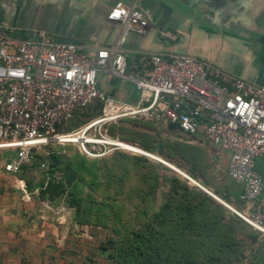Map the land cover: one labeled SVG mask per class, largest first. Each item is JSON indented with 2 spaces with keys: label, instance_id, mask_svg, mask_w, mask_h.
Returning <instances> with one entry per match:
<instances>
[{
  "label": "built area",
  "instance_id": "built-area-1",
  "mask_svg": "<svg viewBox=\"0 0 264 264\" xmlns=\"http://www.w3.org/2000/svg\"><path fill=\"white\" fill-rule=\"evenodd\" d=\"M108 18L122 27L120 43L149 25L144 11L118 1ZM147 77L126 73L127 56L119 49L95 55L41 31L37 39H19L0 30V151L3 169L18 174L34 160V148L76 136L86 153L102 156L108 147L123 149L108 127L124 119L176 124L190 136L202 127L206 137L230 154L229 177L242 184L240 199L259 202L232 209L264 236V181L256 161L264 156V86L232 75L187 54L151 55ZM102 70L132 81L141 94L135 103L116 99L98 86ZM101 102V113L70 133L61 129L77 110ZM74 143V142H72ZM90 145L103 146L92 154Z\"/></svg>",
  "mask_w": 264,
  "mask_h": 264
},
{
  "label": "rangeland",
  "instance_id": "rangeland-1",
  "mask_svg": "<svg viewBox=\"0 0 264 264\" xmlns=\"http://www.w3.org/2000/svg\"><path fill=\"white\" fill-rule=\"evenodd\" d=\"M99 114L100 108H90L83 112L87 115L83 119L88 122ZM85 123L77 122L75 129ZM147 127L152 142L174 140V133L164 125ZM75 129L71 122L61 132ZM88 150L100 154L106 149L90 145ZM107 150L105 155L94 156L80 143L52 141L38 149L32 164L18 174L4 171L7 151H0V195L6 192L2 183L26 191L9 186L26 226L16 235L18 248L3 251L0 264H116L109 251H101L112 239L116 247L122 242L138 245L158 264H264V236L224 204L223 209L211 206L213 225L200 224L201 213L194 225L190 211L180 209L185 202L182 187L176 195L171 189L172 175L163 170L172 165L126 147ZM151 154L164 159L158 152ZM155 173L158 180L151 185ZM50 181L62 189L48 186ZM72 199L82 206L91 204L83 217ZM167 204L168 217L162 211Z\"/></svg>",
  "mask_w": 264,
  "mask_h": 264
},
{
  "label": "crops",
  "instance_id": "crops-1",
  "mask_svg": "<svg viewBox=\"0 0 264 264\" xmlns=\"http://www.w3.org/2000/svg\"><path fill=\"white\" fill-rule=\"evenodd\" d=\"M118 1L136 3L149 22L144 32L131 31L124 43H120L121 24L108 18ZM0 30L19 39H37L46 31L53 39L74 44L89 55L100 49H119L127 57L192 55L264 86V0H0ZM98 86L126 102L135 103L141 97L132 81L106 70L99 72ZM172 133L174 140L193 151L181 171L199 185L179 173L205 192L204 188L218 198L216 193L237 201L244 187L228 175L230 154L212 143L202 127L193 136L178 130ZM256 171L264 181V156L257 158ZM9 186L14 185H1L6 192L0 195V256L18 248L16 235L26 226ZM257 203H243V210Z\"/></svg>",
  "mask_w": 264,
  "mask_h": 264
},
{
  "label": "trees",
  "instance_id": "trees-1",
  "mask_svg": "<svg viewBox=\"0 0 264 264\" xmlns=\"http://www.w3.org/2000/svg\"><path fill=\"white\" fill-rule=\"evenodd\" d=\"M152 69H153V64H152L151 55L138 54L127 57L126 73L129 76L147 77ZM90 108L93 109L100 108V113H101L103 104L101 102H96L94 105L77 110L75 116L66 125L72 122V129H75V127L78 125L77 122L85 123L86 121L83 119V117L87 115H83V112ZM79 115L80 117L78 118ZM155 125H164L168 132H173L174 130L181 131L178 125L176 124L156 123L141 119H124L121 120L119 124L112 123L108 131L114 137H118L121 141L140 146L146 151L151 153L158 152L164 159H166V161L175 164L176 167H178L181 170H184L185 165L191 161V156H192L191 154L193 153V151H191V149H189L188 146L182 144L181 142L169 138L161 140L159 143L152 142L151 139L149 138L150 134H148L149 132H147L149 131L147 130L149 128L147 126H155ZM38 149L40 148L33 149L34 155ZM174 152H177V156L173 155ZM139 160H143V158L139 157ZM3 165H4V160L2 163V167ZM163 170L172 175L173 179L171 183V189L176 195L179 193V190L182 187L181 190L184 191L182 194V198L185 199V202L183 206L180 205V209H185L188 212L190 211L191 213L190 218L193 219L194 225L198 224L196 218L199 217V213H201V218L199 221L200 224L204 223L205 225H213V223H211L212 221L210 215V213L212 212L211 206L215 205L216 208L223 209L224 207H222L221 205L222 203L217 201L214 197H212L211 195H209L207 192L203 191L199 187L195 185H191L190 181L184 176L182 177V175L175 169L171 167L168 168L164 167ZM53 172L54 170L51 169L50 173L53 174ZM158 176H159L158 173H155L154 176H152L153 180L152 179L149 180L151 182V185H154V183L158 180ZM192 177L195 178L194 176ZM57 183L58 182L50 181L48 186L54 185L56 189L61 190L62 189L61 185ZM50 190L51 189L48 188L47 192L50 193L51 192ZM188 192L189 195L187 194ZM216 195H218L221 199L227 201V203H231L239 208H244L243 203H246L244 200L240 198L237 201H232L227 196H223V195L221 196L218 193H216ZM196 199L197 202H195ZM71 203L76 205L77 212L83 214L82 217L84 216L86 210L89 207H91V204L82 206L80 201L77 199H72ZM169 210H170V205L168 204L162 208L163 212L164 211L168 212L167 217L170 216ZM191 211H194V213H192ZM255 231L259 235H261L260 232H258L257 230ZM256 240L257 239L255 238V241ZM108 242L109 243H107V245L101 246V251L103 252L109 251V257L114 259L116 264H158L157 262L152 261L149 258V255L145 254L144 251L140 249L138 245H134V244L123 245L122 242L120 243L119 246L116 247L115 240L112 239L109 240ZM146 257H148V259H146Z\"/></svg>",
  "mask_w": 264,
  "mask_h": 264
},
{
  "label": "bare ground",
  "instance_id": "bare-ground-1",
  "mask_svg": "<svg viewBox=\"0 0 264 264\" xmlns=\"http://www.w3.org/2000/svg\"><path fill=\"white\" fill-rule=\"evenodd\" d=\"M64 141H67V142H77V143H80L81 142V139H79V138H77L76 136H70V138H67V140H64ZM120 142V144H121V146L123 147V148H129V149H132V150H135V151H140L141 153H143V154H145V155H148V156H151V157H155L156 159H158V160H160V161H162L164 164L165 163H169L170 165H172L171 166V168H173V169H175L176 171H179V172H181V173H184L183 171H181L178 167H176L174 164H172V163H170V162H168V161H166V160H164V159H162V158H160V157H157L158 156V154H157V156H155V154L153 155V154H151L150 152H147V151H145V150H143L141 147H139V146H137V145H133V144H130V143H127V142H124V141H119ZM168 166V165H167ZM170 167V166H169ZM185 174V173H184ZM224 203V202H223ZM224 205L226 206V207H228L229 209H233V207L231 208V207H229V206H227L225 203H224Z\"/></svg>",
  "mask_w": 264,
  "mask_h": 264
},
{
  "label": "water",
  "instance_id": "water-1",
  "mask_svg": "<svg viewBox=\"0 0 264 264\" xmlns=\"http://www.w3.org/2000/svg\"><path fill=\"white\" fill-rule=\"evenodd\" d=\"M179 172V171H178ZM181 173V172H180ZM183 175H185L186 177H188L189 178V180L191 181V182H193V183H195V184H198L195 180H193V179H191L188 175H186V174H184V173H182ZM199 185V184H198ZM204 190H206L210 195H212L214 198H216L217 200H219L221 203H223V201L220 199V198H218L217 196H215V195H213L212 193H210L207 189H205L204 188ZM224 204V203H223ZM228 205V204H227Z\"/></svg>",
  "mask_w": 264,
  "mask_h": 264
}]
</instances>
